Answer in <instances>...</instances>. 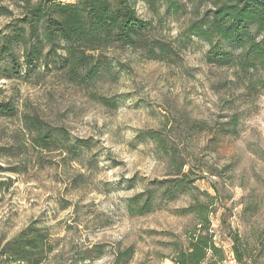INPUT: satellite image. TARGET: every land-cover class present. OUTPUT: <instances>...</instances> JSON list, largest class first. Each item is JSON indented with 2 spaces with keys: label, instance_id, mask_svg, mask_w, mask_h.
<instances>
[{
  "label": "rangeland",
  "instance_id": "374dc122",
  "mask_svg": "<svg viewBox=\"0 0 264 264\" xmlns=\"http://www.w3.org/2000/svg\"><path fill=\"white\" fill-rule=\"evenodd\" d=\"M21 5L0 0L11 12L0 17V30L9 32ZM136 8L152 18L142 0ZM183 24L168 21L152 32L177 52L169 60L126 47L94 52L113 73L91 84L43 68L14 76L0 60V105L13 108L0 113V264H20L3 248L31 226L52 248L42 264H175L197 224L178 213L192 199L155 192L148 212L131 204L154 181L174 178L152 132L217 199L212 228L224 254L238 235L264 264V89L256 85L264 73L248 77L208 63L210 46L183 41ZM234 119L237 134L222 133ZM34 122L58 139L39 145Z\"/></svg>",
  "mask_w": 264,
  "mask_h": 264
},
{
  "label": "trees",
  "instance_id": "16d2710c",
  "mask_svg": "<svg viewBox=\"0 0 264 264\" xmlns=\"http://www.w3.org/2000/svg\"><path fill=\"white\" fill-rule=\"evenodd\" d=\"M19 1L23 3L22 15L7 26L8 33L0 30V60L6 62L4 71L14 76H22L24 71L38 73L37 69L43 68L66 72L75 81L96 83L113 73L109 64L93 54L107 47L141 50L159 61L172 59L177 55L172 44L152 35L158 24L168 21L184 22L179 35L183 41L192 43L197 38L210 46L208 63L232 67L248 77L264 73V5L257 1L142 0L152 14L148 20L140 17L137 0ZM10 14L7 7L0 6V17ZM256 85L264 89V78L257 80ZM0 113L12 115L13 108L2 104ZM234 121L228 123L232 129L222 133L237 134L239 124L236 119ZM33 125L41 132L37 138L39 145L47 147L58 139L57 133L47 132L38 122ZM150 139L166 151L169 167L176 168L174 178L154 181V188L133 197L131 204L148 212L154 206L151 194L155 192H161L163 198L170 200L189 197L192 204L178 213L194 215L197 224L187 233L188 247L174 255V263L224 262L225 254L215 243L216 234L212 228L217 199L196 186L199 177L191 170H184L187 164L180 153H169L167 142L156 132H152ZM77 145L85 146L86 143L78 141ZM222 224H226L225 220ZM262 236L264 239V231ZM231 240L239 264H261L251 243L238 235ZM3 249L6 257L20 264H42L52 252L48 236L33 226L21 231Z\"/></svg>",
  "mask_w": 264,
  "mask_h": 264
},
{
  "label": "built area",
  "instance_id": "2783aa9c",
  "mask_svg": "<svg viewBox=\"0 0 264 264\" xmlns=\"http://www.w3.org/2000/svg\"><path fill=\"white\" fill-rule=\"evenodd\" d=\"M225 258H226L225 261L220 264H239L233 251H230L228 254H225Z\"/></svg>",
  "mask_w": 264,
  "mask_h": 264
},
{
  "label": "water",
  "instance_id": "95a60500",
  "mask_svg": "<svg viewBox=\"0 0 264 264\" xmlns=\"http://www.w3.org/2000/svg\"><path fill=\"white\" fill-rule=\"evenodd\" d=\"M253 1H257V2H259V3L264 5V0H253Z\"/></svg>",
  "mask_w": 264,
  "mask_h": 264
}]
</instances>
